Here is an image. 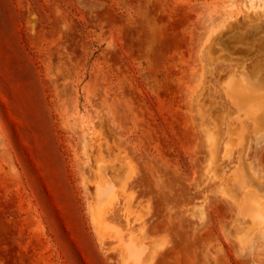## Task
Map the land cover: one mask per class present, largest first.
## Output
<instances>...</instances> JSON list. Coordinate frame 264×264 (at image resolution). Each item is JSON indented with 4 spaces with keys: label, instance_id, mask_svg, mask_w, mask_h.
Wrapping results in <instances>:
<instances>
[{
    "label": "rangeland",
    "instance_id": "374dc122",
    "mask_svg": "<svg viewBox=\"0 0 264 264\" xmlns=\"http://www.w3.org/2000/svg\"><path fill=\"white\" fill-rule=\"evenodd\" d=\"M255 61L264 0H0V264H264V129L220 84Z\"/></svg>",
    "mask_w": 264,
    "mask_h": 264
},
{
    "label": "bare ground",
    "instance_id": "6f19581e",
    "mask_svg": "<svg viewBox=\"0 0 264 264\" xmlns=\"http://www.w3.org/2000/svg\"><path fill=\"white\" fill-rule=\"evenodd\" d=\"M251 62L253 61H250V63ZM258 66L259 64L255 61L253 66L238 68L233 77L229 78L227 81H221L220 84L227 99L236 107V110L244 112L256 129H264V78L259 77L260 70L256 75L257 69L264 70V66H261V68ZM258 104H262V108L256 110ZM246 137L247 128L244 122L239 121L234 127H229L227 129V137L221 144L223 154L229 155L228 153L231 152L233 148H238L244 145ZM209 147L212 152H215L219 146L216 142L211 141ZM244 177V173L239 171L231 176L230 179H224L225 188L229 192L236 191L239 187H244L247 182ZM234 182L239 183V187L235 185L233 186ZM98 194H96V196ZM245 203L255 205L250 198H245ZM234 207L238 209L237 213L240 216L252 212L248 206H245L242 203H237ZM258 215L262 217L261 213H258ZM121 254H123V249L120 251V255Z\"/></svg>",
    "mask_w": 264,
    "mask_h": 264
}]
</instances>
